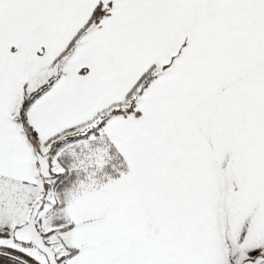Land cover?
Here are the masks:
<instances>
[{"label": "snow or ice", "instance_id": "obj_1", "mask_svg": "<svg viewBox=\"0 0 264 264\" xmlns=\"http://www.w3.org/2000/svg\"><path fill=\"white\" fill-rule=\"evenodd\" d=\"M0 264H264V0H0Z\"/></svg>", "mask_w": 264, "mask_h": 264}]
</instances>
